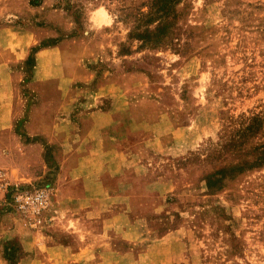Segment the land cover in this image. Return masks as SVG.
I'll return each mask as SVG.
<instances>
[{
    "label": "crops",
    "instance_id": "0c3cea01",
    "mask_svg": "<svg viewBox=\"0 0 264 264\" xmlns=\"http://www.w3.org/2000/svg\"><path fill=\"white\" fill-rule=\"evenodd\" d=\"M8 1L0 0V16L36 8L16 10ZM49 14L48 25L0 22V209L3 181L33 183L47 169L53 189V208L39 227L0 213V264L177 263L162 236L150 238L147 220L173 189L157 156L181 151L187 126L151 93L143 71L98 64L109 46L117 60L122 39L90 35L112 25L105 9H91L78 28L72 12ZM61 34L34 51L28 84L40 99L25 135L50 145L49 167L42 143L22 142L13 126L25 108L24 60L32 47Z\"/></svg>",
    "mask_w": 264,
    "mask_h": 264
},
{
    "label": "rangeland",
    "instance_id": "374dc122",
    "mask_svg": "<svg viewBox=\"0 0 264 264\" xmlns=\"http://www.w3.org/2000/svg\"><path fill=\"white\" fill-rule=\"evenodd\" d=\"M8 4L16 10L40 9L0 16V22L23 26L50 24L52 8L72 12L77 28L91 9L107 11L112 25L90 35L122 36L116 43L119 57L112 60L115 49L109 46L98 64L107 67L115 62L126 70L143 71L151 93L187 126L181 151L157 156L173 189L161 209L149 213L150 238L163 237L174 264H264V165L226 176L217 190L208 191L203 180L205 173L231 161L228 152L215 151L230 121L264 108V0H182L155 43L149 42V29L156 23L149 21V0H9ZM63 37L43 42L50 45ZM33 51L30 64L23 63L25 108L13 129L24 143H42L43 159L50 167V145L39 136L25 135L26 118L40 99L28 85ZM49 173L46 169L43 179L33 184L50 183ZM0 210L27 226L5 198Z\"/></svg>",
    "mask_w": 264,
    "mask_h": 264
},
{
    "label": "trees",
    "instance_id": "16d2710c",
    "mask_svg": "<svg viewBox=\"0 0 264 264\" xmlns=\"http://www.w3.org/2000/svg\"><path fill=\"white\" fill-rule=\"evenodd\" d=\"M181 2L182 0H149V21L156 22L154 27L149 29V42L155 43L161 39L159 35H164L162 32L178 12ZM45 45L48 44L42 41L31 50L35 51ZM30 59L28 54L24 63L30 64ZM238 117L237 122L233 120L227 125L225 138L215 150L217 154L228 152L231 161L217 166L203 176L204 187L208 191L221 188L222 180L228 175L233 176L264 165V108Z\"/></svg>",
    "mask_w": 264,
    "mask_h": 264
},
{
    "label": "built area",
    "instance_id": "2783aa9c",
    "mask_svg": "<svg viewBox=\"0 0 264 264\" xmlns=\"http://www.w3.org/2000/svg\"><path fill=\"white\" fill-rule=\"evenodd\" d=\"M5 193V203L30 228L44 223L53 208V189L50 183L1 182Z\"/></svg>",
    "mask_w": 264,
    "mask_h": 264
}]
</instances>
